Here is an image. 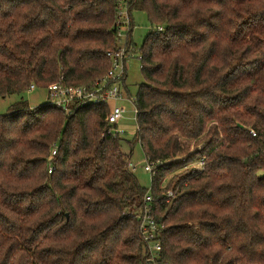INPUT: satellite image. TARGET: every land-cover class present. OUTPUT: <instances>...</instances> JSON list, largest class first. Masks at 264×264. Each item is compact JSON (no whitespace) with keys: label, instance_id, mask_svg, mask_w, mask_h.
<instances>
[{"label":"trees","instance_id":"1","mask_svg":"<svg viewBox=\"0 0 264 264\" xmlns=\"http://www.w3.org/2000/svg\"><path fill=\"white\" fill-rule=\"evenodd\" d=\"M136 11L164 30L140 49L133 141L106 133L111 104L29 106L31 85L89 86L111 71L108 53L131 56ZM12 96L0 115V264H150L135 144L156 165L157 264H264V0H0V99Z\"/></svg>","mask_w":264,"mask_h":264},{"label":"built area","instance_id":"2","mask_svg":"<svg viewBox=\"0 0 264 264\" xmlns=\"http://www.w3.org/2000/svg\"><path fill=\"white\" fill-rule=\"evenodd\" d=\"M123 2V1H122ZM131 20L128 15V9L123 4H120L117 13V27L119 37L127 36L130 33ZM164 28L162 26L157 27V33L162 32ZM130 56L125 49H120L117 52L108 53V57L112 60L111 71L101 80L96 81L89 86H70L66 84L62 79L58 82L51 84L46 89L47 104L50 107L60 109L66 114H71L75 108H84L88 106H95L99 104H111L109 113L106 116L107 130L106 133L112 137L124 139L125 131L119 128L120 122L124 118L126 108L123 105L124 102L132 103L135 106V100L128 99L123 92L122 84L126 78V67L124 60ZM35 85H31L29 91L35 90ZM135 120L137 121L138 111L135 107ZM138 129V126H137ZM137 132V130H136ZM253 137H257V133L254 130L249 131ZM136 135V133H135ZM57 155V148H54L51 156L49 157V163ZM130 168L135 170V166L130 163ZM205 166V158L198 160L194 163L193 167L202 170ZM156 165L154 162L147 161V165L144 170L150 174H154ZM53 168H49V174L52 173ZM172 193L169 191L167 197H171ZM154 198L151 195L150 190L147 191L144 197V205L141 211L136 215L139 220V232L146 245V249L149 253L150 264H157L159 254L161 251V243L158 239V232L160 231L157 225L153 213L151 203Z\"/></svg>","mask_w":264,"mask_h":264},{"label":"rangeland","instance_id":"3","mask_svg":"<svg viewBox=\"0 0 264 264\" xmlns=\"http://www.w3.org/2000/svg\"><path fill=\"white\" fill-rule=\"evenodd\" d=\"M133 28L131 32L132 47L134 48L132 55L129 56L125 62L127 71V79L123 92L126 93L128 99L135 100L138 95L140 85L145 81L144 75L141 71V52L140 49L145 46V38L148 34L157 31L156 26H152L144 12L136 11L132 13ZM126 44V37L120 38L118 46L124 48ZM24 99L28 102L31 108H36L47 104V94L44 88H37L24 94ZM19 97L12 96L5 99H0V115H4L7 109ZM126 108L123 120L120 122L119 128L125 131V140L133 141L137 130V121L135 120V106L132 103L124 102ZM131 147L128 144L123 145V151L127 154L131 153ZM131 164L135 166L134 174L138 178L140 184L147 190L152 188V174L146 172L144 167L147 165V159L139 144H135L131 153ZM148 264V263H146Z\"/></svg>","mask_w":264,"mask_h":264}]
</instances>
